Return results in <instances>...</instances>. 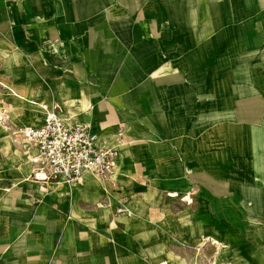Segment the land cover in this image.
<instances>
[{
  "label": "crops",
  "instance_id": "1",
  "mask_svg": "<svg viewBox=\"0 0 264 264\" xmlns=\"http://www.w3.org/2000/svg\"><path fill=\"white\" fill-rule=\"evenodd\" d=\"M0 95L119 151L108 181L43 192L24 138V185L0 148V264H145L200 236L264 264V0H0Z\"/></svg>",
  "mask_w": 264,
  "mask_h": 264
},
{
  "label": "built area",
  "instance_id": "2",
  "mask_svg": "<svg viewBox=\"0 0 264 264\" xmlns=\"http://www.w3.org/2000/svg\"><path fill=\"white\" fill-rule=\"evenodd\" d=\"M43 123L23 127L19 133L27 144L26 157L33 166V175L47 174V180L64 182L70 187L87 173L99 179L111 178L117 167L119 151L105 146L98 133L75 125L57 106L42 103ZM118 213H128L119 209Z\"/></svg>",
  "mask_w": 264,
  "mask_h": 264
},
{
  "label": "rangeland",
  "instance_id": "3",
  "mask_svg": "<svg viewBox=\"0 0 264 264\" xmlns=\"http://www.w3.org/2000/svg\"><path fill=\"white\" fill-rule=\"evenodd\" d=\"M0 97H2L0 95ZM14 99V98H13ZM25 107L23 108L20 102H18L16 99L12 100L11 102L5 101V103H2L0 105V111L4 112V109L2 108H8L7 113L4 114L3 119L0 121V131H4V139H0V148H4L7 151H9L10 156L4 157L7 161H9V166L7 169H9L10 176L9 180L11 182H17V183H23L26 178L30 175L29 172L26 170V162L24 160V153L22 152V146H23V140L19 133L20 129L23 128L24 125L18 123L14 117L21 115L22 110L30 109L27 106V103L24 101ZM30 105V104H29ZM37 108V107H35ZM5 115H7L5 117ZM123 174V177L120 176V174ZM120 174L118 173V180L122 179H128L132 178L131 175H127L126 172L120 171ZM144 174V173H143ZM142 175V174H141ZM98 179V178H97ZM137 179V177H136ZM107 179H102V181H108ZM113 180H117V176L113 178ZM46 192V191H43ZM69 196L77 195L76 192H73L72 190L68 189V193H66ZM189 200H186V205H190ZM177 206V205H175ZM78 205H75V212L78 213ZM74 214L75 218H78V214ZM70 215V214H69ZM161 237V236H159ZM198 239H201L200 248L199 251L194 250L192 247H190V243L187 242V244L183 247H177L178 243L176 241L173 242L174 247H172V250L168 251H157L152 254H149L148 257H146L145 264H246L248 263V258L250 253L249 252H229L226 251L227 248L222 243H217L218 251L214 248H211L209 245V238L200 236ZM186 241H189L188 239ZM168 242V241H167ZM157 243V241H155ZM161 243V241L159 242ZM216 245V246H217ZM155 249L157 247L155 246Z\"/></svg>",
  "mask_w": 264,
  "mask_h": 264
},
{
  "label": "bare ground",
  "instance_id": "4",
  "mask_svg": "<svg viewBox=\"0 0 264 264\" xmlns=\"http://www.w3.org/2000/svg\"><path fill=\"white\" fill-rule=\"evenodd\" d=\"M10 93L13 95V96H15V97H17L18 99H20V100H24V98L17 92V91H15V90H13V89H11L10 90ZM34 103V102H33ZM6 112H7V110H6ZM5 113L2 111L1 113H0V121L2 120V116L4 115ZM2 115V116H1ZM36 180H39L38 182L39 183H41V185H40V189L42 190V191H47V189H46V186H44V184H43V181H45V180H47V174L44 172V171H41L40 173H38V175H37V178H36ZM95 180H97V179H95ZM25 181H27V180H25ZM64 184L63 183H57V184H54L53 186L56 188V189H64V186H63ZM170 196H172V197H178V194L177 193H174V194H170Z\"/></svg>",
  "mask_w": 264,
  "mask_h": 264
}]
</instances>
